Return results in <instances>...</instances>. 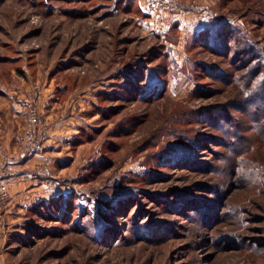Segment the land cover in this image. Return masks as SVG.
Returning a JSON list of instances; mask_svg holds the SVG:
<instances>
[{
	"label": "rangeland",
	"instance_id": "rangeland-1",
	"mask_svg": "<svg viewBox=\"0 0 264 264\" xmlns=\"http://www.w3.org/2000/svg\"><path fill=\"white\" fill-rule=\"evenodd\" d=\"M173 2L0 0V264H264V0Z\"/></svg>",
	"mask_w": 264,
	"mask_h": 264
},
{
	"label": "built area",
	"instance_id": "built-area-1",
	"mask_svg": "<svg viewBox=\"0 0 264 264\" xmlns=\"http://www.w3.org/2000/svg\"><path fill=\"white\" fill-rule=\"evenodd\" d=\"M149 2L162 11H172L176 7L173 0H149ZM39 124L40 116L37 110H31L28 128L19 138L21 148L26 154L36 152L43 147L42 139H38L36 132ZM9 184L6 174H0V202H6L10 198Z\"/></svg>",
	"mask_w": 264,
	"mask_h": 264
},
{
	"label": "crops",
	"instance_id": "crops-1",
	"mask_svg": "<svg viewBox=\"0 0 264 264\" xmlns=\"http://www.w3.org/2000/svg\"><path fill=\"white\" fill-rule=\"evenodd\" d=\"M14 129L10 125H6L4 129H0V152L1 150L10 154L14 150L12 140L14 139ZM13 138V139H12ZM36 163H43L42 161Z\"/></svg>",
	"mask_w": 264,
	"mask_h": 264
}]
</instances>
